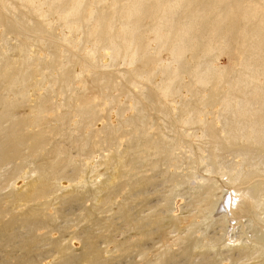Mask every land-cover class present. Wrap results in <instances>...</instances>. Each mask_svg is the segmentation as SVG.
Instances as JSON below:
<instances>
[{"label": "bare ground", "instance_id": "obj_1", "mask_svg": "<svg viewBox=\"0 0 264 264\" xmlns=\"http://www.w3.org/2000/svg\"><path fill=\"white\" fill-rule=\"evenodd\" d=\"M263 16L264 0H0V264H264ZM244 217L251 234L229 235Z\"/></svg>", "mask_w": 264, "mask_h": 264}, {"label": "rangeland", "instance_id": "obj_2", "mask_svg": "<svg viewBox=\"0 0 264 264\" xmlns=\"http://www.w3.org/2000/svg\"><path fill=\"white\" fill-rule=\"evenodd\" d=\"M232 14L238 15L239 12L237 11V9H234L233 12H232ZM238 17L241 18L240 14L238 15ZM263 20H264V16H263ZM240 25L241 26L243 25L242 22L240 23ZM261 32L264 34V28L261 30ZM152 46L155 47L156 46V43L153 42L152 43ZM233 47H234L233 51L235 52V54L236 55L237 54L239 55V53H240V46H239V44L236 43V44L233 45ZM105 50H107V52L110 53V54L112 52V50H110L108 48L104 49L102 51L103 54L100 56V59L102 60V62H103V60L106 59L107 61L106 60L105 61H106V63H108L110 57H109V54L108 53H107L108 56L106 55ZM222 53H225V54H222ZM232 56H233V53L231 54L228 51L227 52H220V53L217 54L216 64L217 65H220V66H223V67L227 65L226 67H228L230 69H233L234 68V61H232L233 60ZM103 57H105V58H103ZM108 57H109V59H108ZM160 57H162V60L164 59V61L165 60L167 61V59H169V57H170L169 52L168 51H164L161 54ZM190 58H191V53L188 52V54H187V60H189ZM223 63H224V65H223ZM141 65H143V64H140L138 66L141 67ZM143 67L145 69H150L152 66H150L148 64V65H143ZM130 68L131 67L130 66H127V64H124L123 62H120V63L117 64V66H111V67L109 66V68L106 69L108 72H111V74L113 75L114 80L117 82L116 87L113 89L114 91H112L113 94L119 95L120 96V99L122 101H124L126 104H129L132 101V100H130V98L127 97L126 93H131L132 92V94L137 95L138 92H139V89L141 87V84L140 83H138V85H131L130 82L128 81L129 77H128V74L125 73V72H127ZM117 70H119V72ZM112 72H114V73H112ZM161 77H162L161 75H157L153 79V81L154 82H157V81H159V79H161ZM148 85H150V84H148ZM134 87H136V88H134ZM130 89H131V91H129ZM115 91H117V92H115ZM205 91H206V93L207 92H210V87L206 88ZM174 99L175 100L172 103L174 105H178L177 104V101H179V97H176ZM106 105L107 104L101 103V107L102 108H106V111H105V114H104L105 116L101 118V120L99 121V124H101L103 121H105V122L110 121V122H113V123H117L119 121V117L117 115V112H116L115 107H112V106L109 107V106H106ZM218 107H219V104H216L215 107H214V109H217ZM133 112H134L133 109H128L127 112L125 113V115L128 116V115L132 114ZM262 177H261V179H259L260 177L255 178V180L256 179L258 180L255 184H260V182L263 179ZM224 178H226V177H224ZM225 183L226 184H224L225 186H223V188H224V192H227L226 198H225V202H224L226 204L227 201H228V199H229V194L230 195L232 194V193H230L231 192L230 190H232V188L230 189V187H232V184L229 183V182H227V181ZM23 184H24V180H21V182H19L17 184V186L18 187H21ZM224 192L223 191H221V193L219 192V195H222V193H224ZM232 192H233V190H232ZM183 202H185V201H183ZM220 209H222V208H220ZM178 213H181V210H179ZM217 216H219V215L217 213H215L214 218H216ZM247 223H248V220L245 217L242 218L241 220H238L236 223H234L232 225L234 228L232 226L230 227V231H228L229 235L235 236L236 234H240V235H242L244 237H246L247 235H250L251 232L249 231L250 228H249V225ZM202 228L204 229V227H202ZM208 230L209 231L213 230V227L209 228ZM208 230H207V232H208ZM177 234H178L177 232H174V234L172 233L170 236L173 237V236H176ZM200 234H201V232H200ZM75 247H77V248L80 247V244L79 243H76ZM261 258H262V255H257L256 258L247 260L246 261V264H258L259 261L261 260ZM226 263H230V261L228 260ZM236 264H238V263H236Z\"/></svg>", "mask_w": 264, "mask_h": 264}]
</instances>
